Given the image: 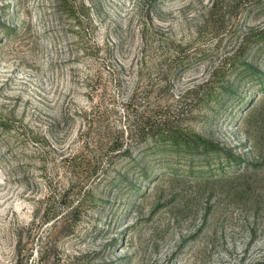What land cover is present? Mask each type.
Listing matches in <instances>:
<instances>
[{"label":"rangeland","instance_id":"1","mask_svg":"<svg viewBox=\"0 0 264 264\" xmlns=\"http://www.w3.org/2000/svg\"><path fill=\"white\" fill-rule=\"evenodd\" d=\"M103 52L99 132L181 138L115 187L74 113ZM0 264H264V0H0Z\"/></svg>","mask_w":264,"mask_h":264},{"label":"trees","instance_id":"2","mask_svg":"<svg viewBox=\"0 0 264 264\" xmlns=\"http://www.w3.org/2000/svg\"><path fill=\"white\" fill-rule=\"evenodd\" d=\"M107 54L108 52H103L99 57V63L94 73L87 76L84 80L88 105L74 113L79 116L82 125L79 138L81 140L83 139V146L97 149L96 151L106 160L104 164L107 168L112 166L114 161H119L120 169L123 171L118 170L116 174L117 177H115V179L112 177L111 180H109V184H113L111 187H115L120 185V181H123L119 172H124V174L129 173L137 177L142 176L144 178L149 176L148 167L150 166V161L141 164L139 162L140 159L138 160L137 156H135L136 154L142 153L143 149H145L144 151L146 152L152 150L156 151L154 141L163 142L167 140L172 142V144H176L175 142L181 138L175 129L171 130L172 127L165 125L166 120H155L144 115L139 118L138 122L135 121L133 124L131 121V124H126L122 131L115 132L113 129L103 127V130L99 132V125H96L100 122L101 118L99 115L101 114L99 106L104 99V95L107 92L111 93L113 90L115 91L116 88H119L121 83L119 80V73L115 66L110 64L111 62L108 60ZM95 92L97 93L96 98L98 101L93 103L92 99L94 95L92 94ZM116 96L115 94L114 97ZM130 102H132V97H130L126 103H119L121 108H123V117H126V115L128 116L127 105L128 103L130 104ZM138 117L139 116H137L136 119H138ZM30 134V142L35 145L36 154L41 155L44 152V146H46L44 144L47 140L48 133L40 134L38 132H30ZM124 134L125 139H129V142L123 144L122 141L124 140H122V136ZM203 146L206 147V144L203 143ZM132 155H134V157ZM141 156L146 158L144 157L146 153ZM124 182L127 185L125 188H127L129 183L128 181Z\"/></svg>","mask_w":264,"mask_h":264}]
</instances>
